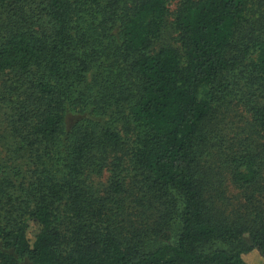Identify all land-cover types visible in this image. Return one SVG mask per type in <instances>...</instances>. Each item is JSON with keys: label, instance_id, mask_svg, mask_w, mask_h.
<instances>
[{"label": "trees", "instance_id": "16d2710c", "mask_svg": "<svg viewBox=\"0 0 264 264\" xmlns=\"http://www.w3.org/2000/svg\"><path fill=\"white\" fill-rule=\"evenodd\" d=\"M252 1L180 0L179 49L153 50L168 0H15L0 34V264H264V158L238 156L249 205L229 215L200 168L225 98L264 88ZM245 102L264 137V103Z\"/></svg>", "mask_w": 264, "mask_h": 264}, {"label": "rangeland", "instance_id": "374dc122", "mask_svg": "<svg viewBox=\"0 0 264 264\" xmlns=\"http://www.w3.org/2000/svg\"><path fill=\"white\" fill-rule=\"evenodd\" d=\"M179 1L180 0H168L169 14L162 24L159 38L152 46L153 50L167 46L179 49L177 32L172 24L173 12L175 11ZM262 1L263 0H254L252 1V6L256 7L257 4ZM16 4L15 0H0V34L5 32L7 25L12 27V25L16 22L13 21L14 18L12 17L11 12L12 7H15ZM19 4L22 5L20 1ZM33 7L34 5L31 4L32 9ZM28 9L29 6L25 7L23 9L24 13L28 12ZM24 17L25 16H19L17 19H22ZM30 21L31 20H28V22ZM25 25L31 24H24L23 22H20L12 29H16V27H27ZM248 61L249 60H247L246 63ZM245 68L246 67H244V69ZM240 80L242 79L240 78ZM236 83L238 87L239 84L235 81V84ZM239 83L242 84V81ZM244 91L245 90L240 91L239 86L237 88V92L234 91V96H227L223 101L224 103L216 110L214 114L215 118L212 119L204 131V134L211 137L216 144L210 142L209 144L207 143L205 150L203 148L204 152H202L201 155L200 168L202 170V175H204V178L206 179L207 189L212 187V201L215 202L216 208L224 210L227 215L232 214V211L246 203L248 198L247 195L250 194V188L239 186L233 180V170L236 161L238 160V156L242 153H250L257 155V159L260 156L264 158V154L262 153L264 148V137L252 123L251 114L245 102L246 100L252 104L254 101L264 103V88L259 91L252 90L250 94L246 95V98L243 97ZM4 120V110L1 109V125L4 124ZM1 128L2 127L0 126V130ZM3 154H5L4 150H1L0 155L2 157ZM128 165L129 164L127 163L124 164V167H126V170L124 171L125 184L130 185L132 183V187L135 184L138 188V176L136 177L135 173ZM108 176L109 173L104 171L101 175L91 178V184L96 190H98V192L105 189L108 183ZM259 180L264 183V164L261 167V176ZM132 187L127 188L133 190ZM136 193L137 191L133 190L126 192L125 195L128 199L132 198V194L135 195ZM257 199L256 203H261V206L264 207V192L263 197H257ZM144 210L145 213L141 215V218L144 216L148 217V214L152 212L154 208L152 207L148 209L147 207L146 209L144 208ZM129 218L131 219V217ZM152 220L153 218L149 220V223H151Z\"/></svg>", "mask_w": 264, "mask_h": 264}]
</instances>
